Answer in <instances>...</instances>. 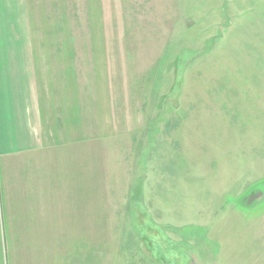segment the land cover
<instances>
[{
    "label": "rangeland",
    "instance_id": "obj_1",
    "mask_svg": "<svg viewBox=\"0 0 264 264\" xmlns=\"http://www.w3.org/2000/svg\"><path fill=\"white\" fill-rule=\"evenodd\" d=\"M63 1L43 148L0 169L2 248L264 264V0Z\"/></svg>",
    "mask_w": 264,
    "mask_h": 264
},
{
    "label": "crops",
    "instance_id": "obj_2",
    "mask_svg": "<svg viewBox=\"0 0 264 264\" xmlns=\"http://www.w3.org/2000/svg\"><path fill=\"white\" fill-rule=\"evenodd\" d=\"M63 3V0H0V169L43 148L39 94L40 79L48 67L45 53L63 51L61 43L48 44L47 20L64 18ZM53 74L56 95L59 79L56 72ZM9 237L11 234L6 236V247L0 245V264H16ZM62 256L44 257L38 264H64ZM76 258L72 255L69 264H77ZM21 264L32 262L26 258Z\"/></svg>",
    "mask_w": 264,
    "mask_h": 264
}]
</instances>
